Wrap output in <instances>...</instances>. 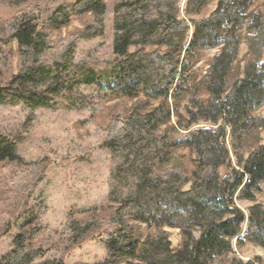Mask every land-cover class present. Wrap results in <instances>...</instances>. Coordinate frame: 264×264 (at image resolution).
I'll return each instance as SVG.
<instances>
[{"label": "trees", "instance_id": "1", "mask_svg": "<svg viewBox=\"0 0 264 264\" xmlns=\"http://www.w3.org/2000/svg\"><path fill=\"white\" fill-rule=\"evenodd\" d=\"M3 1L21 7L33 0ZM34 1L35 7L9 26L10 36L0 37V58L3 47L16 41L21 61L10 82L0 84V106L14 100L35 105L34 101H43L49 91L59 97L76 89L90 90L101 99L136 100L128 115L112 120L104 144L112 155L125 160L116 171L119 184L131 185L125 198L111 195V201L120 206L107 221L117 229L105 232L107 224L102 223L100 238L107 250L106 264H263L260 257L245 261L230 256L234 240L238 247L253 243L264 248V204L249 209L246 233V216L236 205L237 193L243 187L242 196L255 201V192L264 183V144L258 142L247 160L243 148L248 137L264 129V117L255 114L264 107V16L251 12L254 0H217L215 11L193 20L192 26L179 16L182 0H115L112 7L106 0H67L50 16L52 29L71 23L78 14L89 15L93 22L57 44L40 23L42 8L52 6L54 0ZM214 1L189 0L187 11L200 13ZM110 12L112 60L101 70L85 63L66 65L77 41L103 34ZM192 30L193 38L188 42ZM4 32L0 22V35ZM243 43L248 48L243 75L230 83ZM149 45L158 49L148 52ZM132 46L138 47L134 53ZM212 49L219 53L204 79H191L190 73L204 52ZM203 92L209 95L208 100L202 98ZM187 97L192 107L187 109V128L202 120L215 129L202 128L171 141L170 132L177 127H171L170 120L173 115L183 118L181 102ZM153 101H160V105L155 107ZM229 129L231 147L243 166L240 171L232 166ZM26 137V126L0 136V163L15 171L12 176L0 172V198L8 203L5 214L31 197L32 183L42 177L30 175L35 164L18 155ZM180 147L197 155L192 178L182 165L171 164L173 152ZM122 173L125 181L120 180ZM189 183L192 187L185 191ZM144 224L151 231L146 236ZM95 227L91 219L75 222L71 228L80 239ZM166 228L180 231L177 249L172 247ZM41 232L37 227L23 230L0 264H34L43 259L46 250L37 240Z\"/></svg>", "mask_w": 264, "mask_h": 264}, {"label": "rangeland", "instance_id": "2", "mask_svg": "<svg viewBox=\"0 0 264 264\" xmlns=\"http://www.w3.org/2000/svg\"><path fill=\"white\" fill-rule=\"evenodd\" d=\"M106 1L112 7L115 0ZM188 1H181L179 16L187 20L190 26L193 20L203 19L214 12L218 3L216 0L202 12L190 13L187 11ZM66 2L67 0H54L52 6L42 8L40 23L44 26L45 32L51 36L50 39L54 44L93 22L89 15L78 14L71 23L52 29L50 16L56 8ZM35 4L33 0L21 7H11L0 0V22L5 26V32L0 37L4 34L10 36L9 26L15 23L21 13L33 9ZM250 10L264 16V0H254ZM113 38V13L110 12L103 27V34L94 39L77 41L74 54L65 64L85 63L99 70L103 69L113 57ZM192 38L193 30L189 33L187 41L190 42ZM157 49L155 45L147 47L148 52ZM2 50L0 84L6 86L12 76L19 72L21 61L16 41H11ZM137 50L138 47H131L133 53ZM218 53V49L205 51L200 62L190 73L191 79L197 82L203 80ZM247 57L248 48L243 43L234 72L229 78L230 83L237 77H242ZM46 87L48 85L44 88ZM84 90L76 89L72 93L64 91L59 97H55L49 91L43 97V101H34L35 105L28 104L27 102L30 101L26 100L22 102L14 100L8 106H0V136L14 134L26 126V141L19 147L18 155L25 162L35 164L30 175L37 173L42 176L38 182L37 179L31 181L33 182L31 197L22 201L16 210L5 214L8 203L0 198V262L13 250V243L23 230L29 231L37 227L42 229L37 240L46 250V254L34 264H106L107 250L100 238L102 223L107 224L105 232L117 229L107 221L120 206L119 202L111 201V195L116 194V197L123 199L127 196L131 185L119 184L116 171L123 166L125 160L123 157L112 155L104 144L112 120L128 115L136 100L101 99L90 90L86 92ZM202 98L208 100L209 95L203 92ZM170 103H174V100L171 99ZM153 105L159 106L160 101H153ZM187 109H192L188 97L181 102L180 113L183 118L173 115L170 120L169 125L177 127L170 132L171 141L185 138L202 128L215 129L202 120L197 125L187 128V120H189ZM255 114L264 117V107ZM231 135L229 129L227 143L232 166L240 171L243 166L239 165L236 153L231 147ZM258 142L264 144V129L253 133L244 141L245 160L256 149ZM172 156L171 164L182 165L192 178L197 155L189 148L180 147ZM2 171L8 176L15 174L14 168L7 163H0V172ZM120 177V180H126V175L123 173ZM22 183L24 184L25 181L23 180ZM191 187L192 183H189L184 190L189 191ZM115 188L119 189L118 192L117 190L115 192ZM243 190L244 187L237 193L236 205L246 216L247 221L243 226V233H246L249 209L256 204H264V183L260 185V190L255 192V201L245 199L242 196ZM91 219L96 222L95 229L77 239L72 232V225L75 222L84 223ZM166 229L171 234L172 247L177 249L181 244L180 231L176 228ZM142 232L146 236L151 231L144 224ZM230 256H237L245 261L260 257L264 264V248L253 243L238 247L237 240H234L233 252Z\"/></svg>", "mask_w": 264, "mask_h": 264}]
</instances>
